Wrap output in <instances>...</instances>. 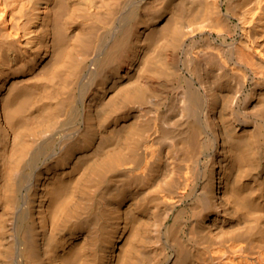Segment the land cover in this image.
<instances>
[{
    "label": "bare ground",
    "instance_id": "6f19581e",
    "mask_svg": "<svg viewBox=\"0 0 264 264\" xmlns=\"http://www.w3.org/2000/svg\"><path fill=\"white\" fill-rule=\"evenodd\" d=\"M0 264H264V0H0Z\"/></svg>",
    "mask_w": 264,
    "mask_h": 264
}]
</instances>
